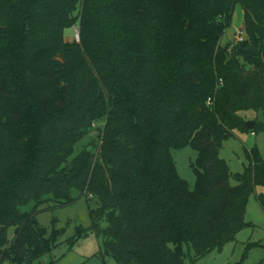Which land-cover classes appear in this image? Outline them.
<instances>
[{"label":"trees","instance_id":"1","mask_svg":"<svg viewBox=\"0 0 264 264\" xmlns=\"http://www.w3.org/2000/svg\"><path fill=\"white\" fill-rule=\"evenodd\" d=\"M238 5L244 39L223 45ZM251 110L264 114V0H0V264L51 251L60 232L46 235L38 208L74 191L97 204L104 264L222 251L264 185L256 148L243 173L220 157L235 129L264 131L239 114ZM92 131L93 150L76 153ZM185 146L198 153L193 190L171 153Z\"/></svg>","mask_w":264,"mask_h":264},{"label":"rangeland","instance_id":"2","mask_svg":"<svg viewBox=\"0 0 264 264\" xmlns=\"http://www.w3.org/2000/svg\"><path fill=\"white\" fill-rule=\"evenodd\" d=\"M243 27V11L240 5L236 7L233 25L224 35L222 44L236 43L239 32ZM245 36V34H243ZM66 41L80 40V26L74 25L65 30ZM246 122L252 121L264 123L263 112L241 111L239 113ZM103 127L104 122L97 124ZM96 131H92L80 143L76 153L91 143H98ZM256 148L257 155L264 160V131L257 133L242 132L238 129L233 131L230 138L223 142L220 150V157L229 165L232 173H243L252 163L249 154ZM172 157L177 167L178 174L185 179L191 190L196 185L195 163L198 157L197 151L191 146L173 148ZM235 182L232 181V184ZM264 192V185L256 187L248 198L245 212L247 225L240 230L235 238L227 243L222 251H212L204 257L195 261L194 264H264V209L257 200V193ZM74 201L70 204H58L53 201L42 204L37 211V221L40 226L46 229V235L50 236L53 230L60 232L57 244L51 251L35 259L32 264H104L103 258L99 255L102 246V238L90 228L92 220L90 211L97 207L95 200L90 196L81 195L79 191L73 192ZM35 207L31 202L20 208L21 212H30ZM83 229L87 234L83 237H76L78 229ZM15 226L8 230L10 238L14 235ZM187 251V247H185ZM108 264H116L110 257H106ZM187 264L191 259L187 257ZM10 264V263H8Z\"/></svg>","mask_w":264,"mask_h":264},{"label":"water","instance_id":"3","mask_svg":"<svg viewBox=\"0 0 264 264\" xmlns=\"http://www.w3.org/2000/svg\"><path fill=\"white\" fill-rule=\"evenodd\" d=\"M246 125H247V127L250 128V129H253V128H254V123H253L252 121H248V122H246ZM130 251H132V252H136V250H135L134 248H132V247H130Z\"/></svg>","mask_w":264,"mask_h":264},{"label":"built area","instance_id":"4","mask_svg":"<svg viewBox=\"0 0 264 264\" xmlns=\"http://www.w3.org/2000/svg\"><path fill=\"white\" fill-rule=\"evenodd\" d=\"M243 34H244L243 32H239L236 42H240V41H242L244 39Z\"/></svg>","mask_w":264,"mask_h":264}]
</instances>
